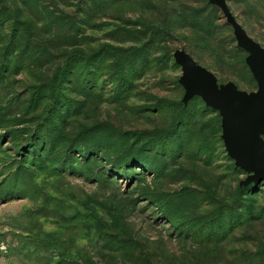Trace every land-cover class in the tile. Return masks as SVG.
<instances>
[{
	"label": "rangeland",
	"instance_id": "rangeland-1",
	"mask_svg": "<svg viewBox=\"0 0 264 264\" xmlns=\"http://www.w3.org/2000/svg\"><path fill=\"white\" fill-rule=\"evenodd\" d=\"M237 30L264 52V0H0V264H264V182L177 61L255 92Z\"/></svg>",
	"mask_w": 264,
	"mask_h": 264
},
{
	"label": "water",
	"instance_id": "water-1",
	"mask_svg": "<svg viewBox=\"0 0 264 264\" xmlns=\"http://www.w3.org/2000/svg\"><path fill=\"white\" fill-rule=\"evenodd\" d=\"M236 34L241 44L253 54L260 81L255 92L245 94L230 84L220 87L207 70L188 57L180 54L177 61L189 75L190 87H197L211 107L223 113V141L229 155L237 164L253 171L255 181L264 182V141L259 137V131L264 127V52L241 30Z\"/></svg>",
	"mask_w": 264,
	"mask_h": 264
},
{
	"label": "trees",
	"instance_id": "trees-1",
	"mask_svg": "<svg viewBox=\"0 0 264 264\" xmlns=\"http://www.w3.org/2000/svg\"><path fill=\"white\" fill-rule=\"evenodd\" d=\"M54 97V98H53ZM52 99H54L55 101H58L59 99H58V97L55 95V94H52ZM54 104H49V106H48V108H54V106H53ZM49 116H50V114H49ZM83 147L85 148L86 146L85 145H83ZM136 156H134L135 158L134 159H136V161L138 162V163H140L141 165L143 164V165H146V163H148L147 161H146V159L143 157V156H141V155H139V154H135ZM131 159H133V158H131ZM125 161V159L123 160V159H121V160H119V163H121V162H124ZM153 163H150V165H152ZM256 190H252V191H249V193H254Z\"/></svg>",
	"mask_w": 264,
	"mask_h": 264
}]
</instances>
